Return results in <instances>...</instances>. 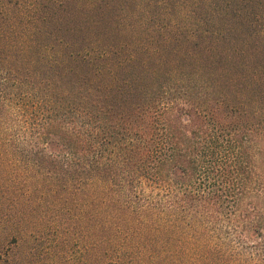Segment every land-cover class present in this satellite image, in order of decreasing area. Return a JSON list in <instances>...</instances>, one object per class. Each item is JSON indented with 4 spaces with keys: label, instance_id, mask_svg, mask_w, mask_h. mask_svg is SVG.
<instances>
[{
    "label": "trees",
    "instance_id": "trees-1",
    "mask_svg": "<svg viewBox=\"0 0 264 264\" xmlns=\"http://www.w3.org/2000/svg\"><path fill=\"white\" fill-rule=\"evenodd\" d=\"M176 2L0 0V135L108 231L93 264H264V6Z\"/></svg>",
    "mask_w": 264,
    "mask_h": 264
},
{
    "label": "rangeland",
    "instance_id": "rangeland-1",
    "mask_svg": "<svg viewBox=\"0 0 264 264\" xmlns=\"http://www.w3.org/2000/svg\"><path fill=\"white\" fill-rule=\"evenodd\" d=\"M261 1L255 4L263 9ZM203 4L177 0L169 6L174 15L167 21L192 26L210 9ZM9 134L7 139L6 133L0 135V264H93L94 247L108 231L100 236L91 227L90 209L87 218L64 213L58 201L51 205L38 165L46 151L35 150L30 133Z\"/></svg>",
    "mask_w": 264,
    "mask_h": 264
}]
</instances>
